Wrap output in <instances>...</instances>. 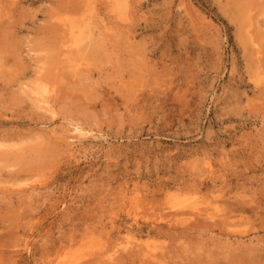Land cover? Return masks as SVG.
Returning <instances> with one entry per match:
<instances>
[{"label": "rangeland", "instance_id": "374dc122", "mask_svg": "<svg viewBox=\"0 0 264 264\" xmlns=\"http://www.w3.org/2000/svg\"><path fill=\"white\" fill-rule=\"evenodd\" d=\"M113 261L264 264V0H0V264Z\"/></svg>", "mask_w": 264, "mask_h": 264}, {"label": "bare ground", "instance_id": "6f19581e", "mask_svg": "<svg viewBox=\"0 0 264 264\" xmlns=\"http://www.w3.org/2000/svg\"><path fill=\"white\" fill-rule=\"evenodd\" d=\"M110 1H111V0H110ZM107 2H109V1H107ZM123 3H124V2H123ZM123 3H122V4H123ZM107 4L110 6L109 3H107ZM114 5H115V4H114ZM110 7H112V6H110ZM109 9H111V8H109ZM116 9H117V8H116ZM72 27H73V26H72ZM72 27H71V28H72ZM75 29H76V28H75ZM75 29H74V30H75ZM70 30H71V29H70ZM74 30H73V31H74ZM76 30H77V29H76ZM77 32H78V31H77ZM73 34H74V33H73ZM79 40H80V39H79ZM195 208H196V207H195ZM235 209H236V208H235ZM192 210H193V209H192ZM195 210H196V209H195ZM196 211H199V209L196 210ZM229 211H230V210H228V212H229ZM234 211H235V210H234ZM179 212H180V211H179ZM194 212H195V211H194ZM200 212H201V211H200ZM231 212H232V210H231ZM244 212H245V211H244ZM177 213H178V212H177ZM183 213H185V212H183ZM196 213H197V212H196ZM198 213H199V212H198ZM198 213H197V214H198ZM203 213H204V212H203ZM190 214H191V213H190ZM206 214H208V213H205V215H206ZM233 214H234V213H233ZM177 215H178V214H177ZM179 215H181V213H180ZM186 215H187V214H186ZM190 216H192V215H190ZM193 216H194V215H193ZM207 216H208V215H207ZM170 217H171V216H170ZM182 217H183V216H182ZM200 217H201V216H200ZM204 217H205V216H204ZM209 217H210V216H209ZM209 217H208V218H209ZM211 217H212V216H211ZM230 217H231V216H230ZM202 218H203V216H202ZM205 218H206V217H205ZM194 219H195V218H194ZM171 220H172V219H171ZM173 220H174V219H173ZM180 220L183 221L182 219H180ZM219 220H221V219H219ZM194 221H195V220H194ZM206 221H207V220H206ZM179 222H180V221H179ZM186 223H187V222H186ZM182 224H183V223H182ZM183 225H184V224H183ZM214 225H215V224H214ZM181 226H182V225H181ZM223 227H224V226H223ZM128 243H129V242H128ZM139 247H142V246H139ZM127 249H128V248H127ZM137 249H138V248H137ZM249 249H250V248H249ZM131 250H133V249H131ZM122 251H123V250H122ZM128 251H130V250H128ZM128 251H127V252H128ZM133 251H134V250H133ZM144 251H145V250H144ZM132 253H133V252H132ZM137 253H138V252H137ZM137 253H136V255H138ZM143 253H144V252H143ZM143 253H142V254H143ZM147 254H148V253H147ZM250 254H251V253H250ZM131 255H132V254H131ZM133 255H135V254H133ZM126 256H127V255H126ZM128 257H129V256H128ZM135 257H137V256H135ZM141 257H144V256L141 255ZM147 257L149 258V256H147ZM121 258H122V257H121ZM139 258H140V257H139ZM139 258H138V259H139ZM145 258H146V257H145ZM151 258H152V257H151ZM112 259H114V258H112ZM131 259H132V258H131ZM138 259H137V260H138ZM157 259H158V258H157ZM137 260L135 259V261H137ZM127 261H128V260H127ZM155 261H156V260H155ZM161 261H162V260H161ZM113 262H114V261H113ZM116 262H117V261H116ZM121 262H122V261H121ZM123 262H124V261H123ZM139 262H141V260H140ZM151 262H153V261L151 260ZM156 262H157V261H156ZM156 262H155V263H156ZM162 262H163V261H162ZM162 262H161V264H163ZM111 263H112V262H111ZM111 263H110V264H111ZM114 263H115V262H114ZM129 263H131V262H129ZM146 263H148V262H146ZM158 263H159V262H158ZM115 264H117V263H115ZM127 264H128V262H127ZM134 264H135V262H134ZM137 264H138V263H137ZM140 264H141V263H140Z\"/></svg>", "mask_w": 264, "mask_h": 264}]
</instances>
